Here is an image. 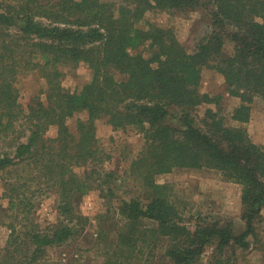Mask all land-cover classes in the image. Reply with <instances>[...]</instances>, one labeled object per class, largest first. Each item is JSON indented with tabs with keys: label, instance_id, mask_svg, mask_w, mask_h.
<instances>
[{
	"label": "trees",
	"instance_id": "trees-1",
	"mask_svg": "<svg viewBox=\"0 0 264 264\" xmlns=\"http://www.w3.org/2000/svg\"><path fill=\"white\" fill-rule=\"evenodd\" d=\"M204 6L213 28L193 51L170 27L146 21L153 10L182 13ZM0 7V178L9 200L6 210L0 204V225L8 221L10 230L0 264H60L49 250L85 230L89 218L79 212L80 199L94 189L106 160L96 144L101 118L115 130L133 126L146 140L127 174L147 198L121 202L125 227L113 249L119 264H156L153 248L161 238L168 241L172 264H196L213 244L221 257L233 243L250 247L264 207V148L244 124L255 97L264 99V0H13ZM80 63L93 69V78L71 93L59 82L60 66ZM204 68L217 70L227 92L241 99L231 117L239 125L212 106L197 120L199 107L221 99L202 92ZM28 70L47 81L48 105L21 104L18 78ZM82 111L88 117L78 121L75 134L66 122ZM52 127L58 128L55 138L47 136ZM79 167H87L84 175ZM180 168L215 170L243 186L244 233L236 236L232 221L200 224L195 232L187 227L170 186L158 182ZM33 181L40 187L31 191ZM52 191L58 193L59 216L43 227L35 220L34 198ZM144 221L156 225L144 228ZM100 236L108 237L102 230Z\"/></svg>",
	"mask_w": 264,
	"mask_h": 264
},
{
	"label": "rangeland",
	"instance_id": "rangeland-1",
	"mask_svg": "<svg viewBox=\"0 0 264 264\" xmlns=\"http://www.w3.org/2000/svg\"><path fill=\"white\" fill-rule=\"evenodd\" d=\"M13 0H0L2 2ZM121 2L122 0H104ZM207 0H204L206 2ZM1 10V7H0ZM207 8L200 7L197 10L182 13L164 12L153 10L146 15V21L150 23L170 27L178 35L184 45L193 51L196 44L211 30V19L208 18ZM230 44H226L229 49ZM62 75L59 82L66 91L79 92L93 78V69L86 63L77 66H60ZM20 90V102L27 109L36 100L49 104L47 81L37 70L23 71L18 78ZM225 79L214 69H203V81L201 90L209 93L214 98L221 96L217 104H204L197 109V120L201 123L205 118L207 108L213 107L226 117L231 125H239L232 122L233 111L240 106L239 97L228 94ZM178 114V111L174 110ZM175 114V113H174ZM86 111L77 112L69 117L67 125L71 132L78 133V121L86 120ZM252 141L264 148V99L255 97L252 103L251 119L244 124ZM26 133V132H25ZM58 135V128L52 127L47 133L50 138ZM22 132L20 137L25 140ZM96 144L106 154V160L101 167L102 177L96 181L94 189L80 199L79 212L89 218L85 230L76 239L48 252L52 260L60 264H119L113 256L118 234L124 231L125 222L120 218L119 209L121 202L140 196L147 198V192L141 188L140 183L127 174L133 159L137 158L145 146L144 134L137 128L130 126L126 130H115L106 118L96 122ZM87 167L76 168L80 175H84ZM115 172L114 178L106 175ZM16 174V173H15ZM97 178V177H96ZM160 184L170 186V194L183 214V221L191 231H196L200 224L221 221L234 223L233 233L240 236L247 228L243 219L242 191L243 186L228 181L220 172L215 170H193L180 168L172 173L158 177ZM37 181L30 183L31 191L40 187ZM35 220L43 227L57 223L59 211L57 209L58 193L50 192L34 198ZM0 204L6 210L9 208V200L5 197L4 182L0 178ZM156 225L151 221H144V228ZM255 237L250 236V247L244 248L240 244L230 245L221 255L215 252L216 245L205 248L200 261L196 264H219V259L231 260V264H264V207L255 219ZM108 237H99L100 231ZM10 230L7 223L0 225V247L7 244ZM105 236V235H104ZM167 240L160 239L154 249V263L172 264V260L166 256ZM143 258H146L149 249ZM218 255V256H217ZM221 257V258H220ZM140 258V261L143 260ZM136 260L132 264H137ZM144 261L141 263L143 264ZM129 264V263H128Z\"/></svg>",
	"mask_w": 264,
	"mask_h": 264
},
{
	"label": "crops",
	"instance_id": "crops-1",
	"mask_svg": "<svg viewBox=\"0 0 264 264\" xmlns=\"http://www.w3.org/2000/svg\"><path fill=\"white\" fill-rule=\"evenodd\" d=\"M229 94V93H228Z\"/></svg>",
	"mask_w": 264,
	"mask_h": 264
}]
</instances>
